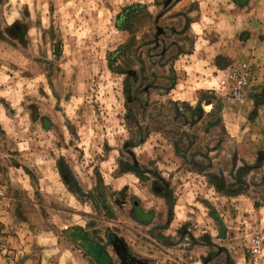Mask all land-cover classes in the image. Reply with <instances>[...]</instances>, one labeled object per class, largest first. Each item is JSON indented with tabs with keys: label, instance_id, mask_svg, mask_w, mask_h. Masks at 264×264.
Here are the masks:
<instances>
[{
	"label": "rangeland",
	"instance_id": "1",
	"mask_svg": "<svg viewBox=\"0 0 264 264\" xmlns=\"http://www.w3.org/2000/svg\"><path fill=\"white\" fill-rule=\"evenodd\" d=\"M0 264H264V0H0Z\"/></svg>",
	"mask_w": 264,
	"mask_h": 264
},
{
	"label": "built area",
	"instance_id": "2",
	"mask_svg": "<svg viewBox=\"0 0 264 264\" xmlns=\"http://www.w3.org/2000/svg\"><path fill=\"white\" fill-rule=\"evenodd\" d=\"M247 72H243L240 75H233L231 76V85L229 88V94L232 96V98L236 100H240L243 95V90L245 85L247 84ZM258 243V241H256Z\"/></svg>",
	"mask_w": 264,
	"mask_h": 264
},
{
	"label": "trees",
	"instance_id": "3",
	"mask_svg": "<svg viewBox=\"0 0 264 264\" xmlns=\"http://www.w3.org/2000/svg\"><path fill=\"white\" fill-rule=\"evenodd\" d=\"M120 18V15L119 16H117V19H119Z\"/></svg>",
	"mask_w": 264,
	"mask_h": 264
}]
</instances>
